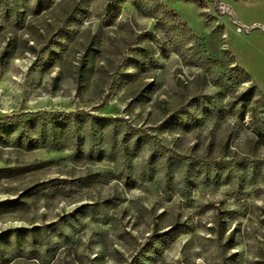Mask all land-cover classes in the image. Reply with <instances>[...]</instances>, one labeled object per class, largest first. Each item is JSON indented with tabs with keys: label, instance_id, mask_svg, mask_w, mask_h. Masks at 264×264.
<instances>
[{
	"label": "rangeland",
	"instance_id": "rangeland-1",
	"mask_svg": "<svg viewBox=\"0 0 264 264\" xmlns=\"http://www.w3.org/2000/svg\"><path fill=\"white\" fill-rule=\"evenodd\" d=\"M0 135V264H264V0H0Z\"/></svg>",
	"mask_w": 264,
	"mask_h": 264
},
{
	"label": "built area",
	"instance_id": "built-area-1",
	"mask_svg": "<svg viewBox=\"0 0 264 264\" xmlns=\"http://www.w3.org/2000/svg\"><path fill=\"white\" fill-rule=\"evenodd\" d=\"M215 9L218 12H223V13H230V9L228 8V6L222 4V3H215Z\"/></svg>",
	"mask_w": 264,
	"mask_h": 264
},
{
	"label": "trees",
	"instance_id": "trees-1",
	"mask_svg": "<svg viewBox=\"0 0 264 264\" xmlns=\"http://www.w3.org/2000/svg\"><path fill=\"white\" fill-rule=\"evenodd\" d=\"M1 138H3V136H2V135H0V139H1ZM1 140H3V139H1Z\"/></svg>",
	"mask_w": 264,
	"mask_h": 264
}]
</instances>
